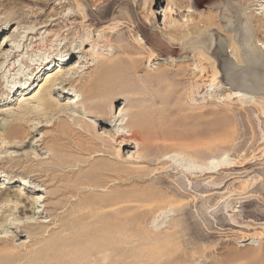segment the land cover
I'll return each mask as SVG.
<instances>
[{
    "label": "rangeland",
    "instance_id": "374dc122",
    "mask_svg": "<svg viewBox=\"0 0 264 264\" xmlns=\"http://www.w3.org/2000/svg\"><path fill=\"white\" fill-rule=\"evenodd\" d=\"M166 3V0H154V5L151 0H46L44 4H36L34 0H0V23L4 20L0 24V49L3 48L0 53V82L4 87L0 93V134L2 127L22 113L18 107L19 87L32 76L33 67L38 77L33 79L38 83L46 70L40 63L60 49L69 48L74 51L73 55H67L70 60L61 69L66 70L75 61H82L83 69L86 68L79 73L74 84L80 83V78L88 75L96 61L89 50L90 42L97 39L94 51L99 52L105 62L119 63L114 76L103 88L107 92L99 100L104 108L102 111L107 113L109 100H113V109L118 112L129 95L124 93L125 89L138 87L145 99L144 106L146 104L138 108L144 107L141 109L149 114L143 116L141 122L146 121L144 126L150 134L156 132L159 138L147 141V146L152 145L147 147L141 166L137 159L129 164L124 158L132 156L134 145L125 147L118 154L116 144L109 139L98 141L97 147L89 144L87 151H73V158L85 161L88 167L92 164L96 167L95 172L81 180L82 183L93 184L92 192L88 187L65 190L60 203L61 213L54 215V224H59V218H63L62 223L67 229L51 236L46 232L48 236H43V239L28 237L24 228H11L13 217L3 213L5 220L0 219V236L2 233L5 235L3 231L13 236L7 244L0 243V264H264V100L259 104L229 98L227 92L233 87L230 77L225 74V66L215 57L216 45L206 48L205 43V38L211 35L208 27L218 28L220 25L219 30H226L233 35L235 42L240 41L241 51L250 58L235 62L231 76L237 75L236 83L243 81L249 86V95L264 99V52L256 42V38L264 42V16H261L262 21L253 20L254 16L257 17L254 13L261 11L264 0H175L172 9L177 15L185 14L184 8L188 4L195 19L183 24L177 30L178 35L174 33L177 37L172 39L160 24L162 13L159 18L152 16V11H160ZM14 11L22 14L9 22ZM222 14L230 18L227 28L225 20L220 19ZM53 18L56 20L50 21ZM45 20L51 22V26L42 27L35 33ZM199 28L203 29L200 33L204 32L201 36L194 34ZM31 30L34 34H28ZM48 31L51 34L58 32L59 36L54 37L53 34L49 37L52 42L45 41L42 37ZM12 34L17 37L7 42V37ZM180 34L192 38L181 44ZM86 37L90 41L86 40L87 44H83L81 51L80 44ZM6 42L7 46H4ZM16 49L21 53H16L18 56L13 60H9L10 57L6 59L7 50L13 52ZM64 54L68 52H61L57 58L66 57ZM130 60L136 61L134 66L128 64ZM32 63L36 65L27 67ZM12 64L15 66L13 70ZM50 64L49 69L54 67ZM49 69L48 73L58 70ZM40 84L22 92L25 98L31 96L28 93L34 87L37 91ZM12 85H15L13 91ZM74 94L72 87L65 85L55 90L53 98L59 95V101L64 105ZM28 101L32 113L34 108L39 110L38 102ZM80 110V106L76 107L74 114L83 116ZM37 111L34 112L36 117L40 116ZM31 112L27 113L30 118L26 114L23 117L30 119L31 122L27 121L29 124L24 126H30L28 128L33 132L18 145L26 154L30 152V161L26 163L32 162L34 167H38L37 160L52 159L48 158L44 144L30 145L32 140L29 137L40 138L39 131L47 128L37 130L35 126L51 115L35 118ZM65 119L73 122L68 116ZM85 119L98 123L99 129L104 128L115 135L121 132L118 123L114 126L115 122L111 121L104 125L100 118ZM117 129L120 130L116 133ZM90 135L92 137L93 134ZM0 139V157L10 155V152L17 153L18 149ZM98 152L103 155H98ZM183 156L196 165L204 164L205 170L191 164L183 166L185 162L180 160ZM8 169H2L0 187L6 183L12 191L22 183L32 181L37 188L32 193L34 196L43 191V186L31 180L21 169ZM9 180L14 182L8 183ZM150 187L156 192L161 189L166 193L162 198H158L160 195H146L145 198ZM84 194L104 197L105 200L85 208L73 206V199ZM153 206L158 208L152 210ZM78 209L84 215L77 212ZM68 211L75 213L66 216ZM41 218L50 217L42 214ZM163 230L176 234H164ZM251 239L253 242L249 243Z\"/></svg>",
    "mask_w": 264,
    "mask_h": 264
},
{
    "label": "bare ground",
    "instance_id": "6f19581e",
    "mask_svg": "<svg viewBox=\"0 0 264 264\" xmlns=\"http://www.w3.org/2000/svg\"><path fill=\"white\" fill-rule=\"evenodd\" d=\"M45 1L46 0H34V2L36 4H44ZM166 1H167V3L164 7H162L163 9H161L160 11H152V16L154 19L159 18V15L161 16V13H162V22L160 24L164 25L165 30L168 32L167 36H170V39H172L174 37H177L174 35V33H176V35H178L177 30L183 24H187L193 20L194 15H193L192 8L188 4L184 8V12H186V13L177 15L178 13H176L172 9V5L175 4V0H166ZM151 3L153 4L154 0H151ZM76 5L79 7V5L77 3H76ZM2 6H3V4H2ZM7 6L8 5H5L4 8H7ZM63 7H64V5H63ZM20 14H22V13H18V11H14L13 12L14 17L8 16V18L10 17L8 21L13 22L14 18L18 19ZM254 14L257 15V17L253 15L254 16V18H253L254 22L262 21L261 16H264V3L261 4V11L254 13ZM259 14H260V17H258ZM2 18H4V17H2ZM220 19L225 20V28H227L229 25V22H230V18L228 16H226V14H225V17L222 14ZM55 20H56V18H53L50 21H55ZM146 21H148V20H146ZM195 21L196 20H194V22ZM3 22H4V20L0 24H2ZM34 22H35V24H37V21H34ZM43 23L40 26H38L37 29L34 27L35 25L33 26L34 29H36L35 33L37 32L38 29H41L42 27L51 26V22L48 23V20L43 21ZM221 27H222V25H220L218 28H221ZM208 28L211 29L208 31V34H211V35L208 38L207 37L205 38L206 39L205 43L207 44L206 48H210L213 44L216 45L215 57L219 60L221 65L225 66V74H227L230 77V81L233 84V87H231L229 89V91L227 92V95L229 96V98L231 96V98H237V100L240 102H259V104H260V102H262V100H264L262 97L255 98L254 96L249 95L248 93L251 92L249 86L247 84H245L243 81H240V83H236L235 80H236L237 75H235L234 77L231 76L234 74L235 62L243 61L245 58H247V59L250 58V56H247L246 54H244L241 51V46H242L241 42L240 41H239V43L235 42V40L233 39V35L231 33H227L226 30L224 32V30L221 31L218 28H215L213 26L208 27ZM249 29L250 28H248V32H250ZM202 30H201V28H199L197 31H194V34H196L197 36H201L204 33V32L200 33V31L202 32ZM14 31H15V29L13 30V32ZM192 32H190V33H192ZM30 33L34 34L33 30L28 32V34H30ZM53 34H54V37L59 36L58 32L53 33ZM53 34L49 33V31H48L46 33V36L42 37V38H45L44 39L45 41H47V40L49 41L50 40L49 37ZM99 34H101V33H99ZM15 36H16V34H12V36L7 37L8 38V39H6L7 42L11 41ZM181 36H182V39L180 40L181 44H184L183 41H188L192 38V36H187L185 34H183ZM46 37H48V38H46ZM101 39H102V37H101ZM86 40L90 41L89 37H86V39L84 41L82 40V42L80 44V48H81L80 50L81 51L84 49L83 44H87ZM93 40H95V39H93ZM96 40L94 42L93 41L90 42V50H89L90 55L92 57H95L96 61L94 64H92V65L90 64L92 66V70H90V72L87 73L88 75L80 78V83L74 84V82H76L78 79L79 73L82 70L84 71V69L86 68V67H84V69H83L84 64H82V61H80V62L75 61L74 65H72V67H70L66 70L61 69L62 66L65 64V62L67 60H70L67 57V55H71V54L73 55L74 51L69 49V48L62 50V51L60 49L55 54H53L52 57H48L47 59H45V61L40 63V66H44V68L46 70L41 75V80L38 83H35V79H33V78H38L36 76L37 72L35 71V67H33V69L31 70L32 76L26 78L27 81L22 82L21 87H19V88H21V94H20V96H18V98H19L18 107L21 108L22 113L20 112L19 114H17L18 116L16 115L17 117L16 118L14 117L15 119L12 122L9 121V123H7L1 129L0 138H2L3 141H7L6 143H9L10 147L16 148V149H18V151L16 150L17 153H14V152L11 153L10 152V155H3V156L1 155L0 164H3V165H0V177L3 176V175H1L4 172V170H2L3 168L8 169L11 167L15 170L21 169V171H23L29 178H31V180H36L39 183V185L43 186V191L41 193H39L40 194L39 196H37V197L34 196L35 194L33 195L32 193H35V190H37V188H36V185H34L32 183V181L31 182L28 181L29 183H27V184L22 183L20 186H18L16 189H14L12 191L9 190L8 184L3 183V185H1V187H0V212H1L0 219H4L5 216L3 217V215H2L3 213H8L7 216L9 215V216L13 217V218H11L13 220V221H11L12 222L11 224H13V225H11L10 227L11 228H17L18 227L19 229L24 228L27 230L26 233L29 234L28 237H31L34 239L35 238L36 239H43V236H48V235L51 236L50 234H57L59 231L62 232L66 228L65 224L62 223L63 218H59V224H54L55 223V221H54L55 216L54 215L57 216L58 213H61L60 208H62V207L60 206V203L62 201L63 195L65 196V190H67L68 188L69 189L70 188H78L77 190H82L85 187L91 188L93 186L92 183H82L81 180L84 178L86 179V177L90 176L93 172H95L96 167H94V164H92V163H91L92 165H90V167H88V166H86L87 164L85 163V161H81L80 159L73 158V156H74L73 151H74V153L75 152L79 153L82 150L87 151L89 148V144H94V146L97 147L98 141L101 142V141H105V139H109L111 141L113 140L114 143L116 144L115 150L118 154H121V152H123V149L125 147H128L130 145H134L133 150L131 151L132 156L126 155L127 157L126 156L125 157L123 156V157L125 158L126 161L129 162V164H130V162H134V160L137 159L138 160L137 162H141V163H139L141 166L142 162L145 161L144 159L146 157L147 147L152 145V144H150L147 146V143H148L147 141L156 140V138H158V134L156 132H153V134H150V132L147 130V127L144 126V123L146 121L141 122L143 116H146L149 114L146 113L147 110L145 111L144 109H141V108H144L146 106V104L144 106L143 103H144L145 99L143 98V96H141L140 90L137 89L138 87L134 88V89L128 88V90L125 89L124 93L129 94V95H128V97H126V100L123 101V105H122V107L119 108L118 112L116 110L114 111V109H113V107H114L113 106V100H109V109L107 110L108 112L105 113V110L102 111L104 108L102 109V107L100 106L101 102H99V100H100L101 96H103L107 92V90L105 92V90L103 88L105 87L107 82L111 80L112 76H114L115 69L116 70L118 69L119 63H117V62H115V63L105 62L100 57L99 52L97 53L94 51V49H96V48H94V46H96V44H97ZM140 41H139V43H141ZM7 42L4 43V46H7ZM256 42H257V46L260 47V51L264 52V42H261L257 38H256ZM30 44H31V42H30ZM10 48L13 49V47H11V45H10ZM118 48H119V46H118ZM2 50H3V48L0 49V53ZM18 52L21 53V50L16 49L13 52L11 50L10 51L7 50V52L5 53L6 59H7V57H10L9 60H13L16 56H18L16 54ZM61 52L62 53L68 52V54L63 55L66 57L61 56V58H57L58 56L61 55ZM86 54H87V52H86ZM99 58H101V60H99ZM109 60H111V59H109ZM135 62L136 61H134V60H130L128 64L130 66L131 65L134 66ZM50 63L54 64V67L49 69ZM30 65H36V63L28 64L27 67H29ZM14 68H15V66L13 65L11 70H13ZM54 68H58V70L54 73H48V69L53 70ZM123 72H125V71H123ZM214 74H216V72ZM21 80H22V78L20 77V82H21ZM39 83H41V84H40L38 90L34 91V89H35V87H34L28 93V95L31 94V96L25 98V94H23L22 92L27 91L33 85L38 86ZM26 84H27V86H26ZM1 85L2 84L0 82V93H1V91L3 92V89H4V87H1ZM65 85H70L72 87V89L74 90L75 94L63 105L59 101V97L61 96V94H60V96L58 95V97H56V98H53V96L55 95V90H59V88H63V86H65ZM13 87H15V85L11 86L12 91L14 89ZM210 87H211V85H209V88ZM19 88H17L16 91ZM10 91L8 93H10ZM15 92L13 93V96H15ZM143 92H142V94H143ZM121 97H122V95H121ZM28 100H30V102L31 101L38 102L39 105L38 104L37 105L40 108H38L39 109L38 111H37V109L34 108V112L36 110L39 113L37 115H40V116L36 117V114H34V112L33 113L31 112V110H33V109L30 108V106L28 104L29 103ZM141 105H143L144 107L138 108ZM41 106H42V108H41ZM78 106L81 107L80 111L84 117L74 114V111H75L76 107H78ZM30 112H31V115L32 114L35 115V116H33L35 118H39V117L41 118L42 116L45 117V116L51 115L48 117V119L46 117V120L45 121L43 120L44 122L42 120L38 121L39 123L37 122V124L35 126V129H37V130L40 128H43V127L47 128L44 131H39L40 138L35 139L36 136H33V135H31L29 137V140H32L30 145H34L38 142H41V144H44V148L48 151V152L46 151L49 155L48 158L52 159V161L48 160L49 162L47 160L46 161L44 160V162L37 160V162H35V163L39 164V166L37 165L38 167H34V164L32 162H30L28 164L26 163V162L30 161V158H31L29 155L30 152L27 151V153H29V154H26V152L23 151V148L19 147V145L24 142L25 138L29 134H31V132H33L31 129L28 128L30 126H28L26 128L24 126L25 123L27 124L28 122L29 123L31 122V121H29L30 119L26 118L27 119L26 120L23 117L24 114H26L29 117V115L27 113L30 114ZM26 115H25V117H26ZM66 116L72 118L73 122L67 121L65 119ZM85 117L100 118V119H102L101 123L104 125H107V123L111 122V121L115 122L114 126L116 125V123H118V126L121 127V132L115 135V134L111 133V131L105 130L104 128L99 129L98 123H95L91 120L89 121V120L85 119ZM147 120H148V118H147ZM89 130H91V131H89ZM119 130L120 129H117L116 133L119 132ZM163 130H165V129H163ZM90 133L93 134L92 137H91ZM65 138L69 139V141H67V142L64 141ZM166 139H167V137H166ZM29 140L27 141L28 143H29ZM92 141L95 143H93ZM27 145L28 144H26L25 146H27ZM58 148H60L63 152H61V150ZM56 150H59V151H56ZM96 151L97 150L91 151L90 154H93V152H96ZM101 154L102 153H99L98 155H101ZM95 156H97V154L93 155L92 157H95ZM175 156H178V155H175ZM175 156H173V158ZM222 158L223 157H221L220 159H222ZM167 159H168V157H167ZM170 159H168V160H170ZM122 160H123V158H122ZM180 160H181V162H183V161L185 162L184 164H182L183 166L187 165V164H191V165H193L199 169L205 170V167L203 166L204 164H202V166L199 164L196 165V163H193L190 159L185 158L184 156ZM128 162H127V165H128ZM6 164H7V166L4 167V165H6ZM131 166H132V164H131ZM110 167H112V166H110ZM113 167H114V165H113ZM186 167L187 166H185V168ZM138 168L136 167V169H138ZM123 169H125V168H123ZM130 169H132V168H130ZM132 170H131V172L133 173ZM202 170H201V172H202ZM60 171H62V173H59ZM63 171H64V173H63ZM125 171H128V169ZM188 171H190V170H188ZM182 172H183V170H182ZM136 173H137V171H136ZM68 174H71V176L68 177L67 176ZM12 181L9 180L7 182L10 183ZM109 184H111V183L109 182ZM71 186H73V187H71ZM92 188L89 189L90 192H92L91 191ZM104 189L105 188H103V190ZM106 190H108V189H106ZM158 190L159 189H157V192H156V190L154 191V190H152V188L150 190L148 189L146 191L148 193L144 195L145 198H146V195H149V196L160 195L158 197V198H160L163 193H166V192L161 191V189L159 192H158ZM100 191H101V189H100ZM143 191H144V189H143ZM133 192H131V193H133ZM91 194H84L83 196L81 195V196L77 197V199H73L74 203H72V205L75 207H78V208L79 207L85 208V206H87V207L94 206V205L98 204L100 201L105 200L104 197L102 198L99 196H93ZM117 194H119V193H117ZM137 195H139V194H137ZM135 196H132V197H135ZM167 197H169V195ZM107 199L108 198H106V200ZM108 200H110V199H108ZM136 200H138V199H136ZM155 200H157V199H155ZM139 201H140V199H139ZM146 201H147V199H146ZM163 201H164V199H163ZM155 207H157V206H155ZM155 207L152 208V210L155 209ZM144 209H146V208H144ZM161 209H162V207H161ZM160 211H163V210H160ZM77 212L81 213V211L79 209L77 210ZM73 213H75V212L74 211H68L66 216H69ZM146 213H148V211H146ZM155 213L157 214L159 212H155ZM42 214H45L46 216H49L50 218L43 220L41 218ZM36 215H37V217H35ZM81 215H84V214L81 213ZM146 215H149V214H146ZM187 217H188V215H187ZM151 218H153V217L151 216ZM154 221H155V215H154V218L152 219V223H154ZM69 223H70V221H69ZM80 224H82V223H80ZM55 226H57V227H55ZM77 226L79 227L80 225H77ZM55 229L58 231H56ZM76 231L78 232V230H76ZM163 231H164V234H176V232H169V230L166 232H165V230H163ZM3 232H5V235L2 233V236H0V238H3V240H0V243L7 244V242L10 240L9 238L12 237L13 235H12V233H6L7 231H3ZM46 232L48 235H46ZM159 233H160V231H159ZM7 234H10V235H7ZM78 236H80V235H78ZM84 236H85V234H84ZM252 239H254V238H252ZM252 239L250 242L249 241L248 242L252 243L253 242ZM22 242H24V241H22ZM80 242H81V240H80Z\"/></svg>",
    "mask_w": 264,
    "mask_h": 264
}]
</instances>
